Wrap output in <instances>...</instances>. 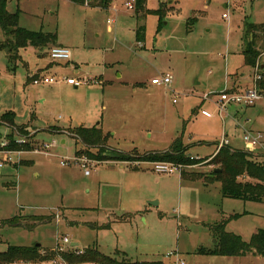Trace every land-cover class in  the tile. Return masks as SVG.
<instances>
[{"label":"rangeland","instance_id":"1","mask_svg":"<svg viewBox=\"0 0 264 264\" xmlns=\"http://www.w3.org/2000/svg\"><path fill=\"white\" fill-rule=\"evenodd\" d=\"M128 3L135 9L128 10ZM18 8L21 27L57 33L72 60L52 67L50 47L22 49L19 60L16 51L0 48V224L23 216L27 226L38 225L33 231L0 227V255L10 246L56 250L58 238L68 237L80 251L96 248L120 262L125 258L116 251L133 263L174 264L176 258L167 256L178 254L182 264H264L258 256L197 254L201 248H216L219 236L208 226L223 222L226 232L249 242L252 234L264 230V204L225 199L220 183L207 188L203 181L182 178V173L211 174L217 168L210 165L215 149L207 145L224 134L241 145V128L248 131L251 126L245 113L253 108L230 103L220 117L217 101L224 92L235 94L234 79L241 78L239 94L247 92V85L254 86L255 68L245 66L241 53L248 26H264V0H147L145 10L162 9L160 16L138 13L136 0H112L106 10L70 0H9L10 12ZM191 20L195 24L188 25ZM143 27L145 40L140 44L136 33ZM259 37L258 48L264 53V34ZM5 41L0 29V44ZM162 73L173 76L169 88L152 85ZM40 76L58 83L34 85L33 77ZM70 78L84 84L70 86ZM9 113L28 138L2 124ZM97 126L112 151L164 152L183 137L185 145H197L188 154L200 161L181 165V172L158 174L153 163L99 164L79 156L86 162L84 169L83 162L75 161L76 151L82 149L75 140L50 132ZM252 127L253 133L264 135V113ZM10 137L32 150H9ZM53 143L56 146L47 152L44 144ZM261 152L255 154L264 156ZM245 212L251 214L244 217ZM63 215L78 224H67ZM127 215L131 217L126 221ZM237 215L241 219L230 223ZM30 217L53 220L39 225Z\"/></svg>","mask_w":264,"mask_h":264},{"label":"trees","instance_id":"2","mask_svg":"<svg viewBox=\"0 0 264 264\" xmlns=\"http://www.w3.org/2000/svg\"><path fill=\"white\" fill-rule=\"evenodd\" d=\"M73 4L80 6H90L106 10L110 7L112 0H95L91 3L90 0H70ZM91 4V5H89ZM147 0H136V9L138 13L145 15L160 16L163 14L162 9L158 11H149L146 9ZM9 0H0V29L6 37V41L0 44L1 49H9L16 51L15 59H21L20 51L29 47L35 49H44L48 46H55L57 44L58 35L44 32H33L20 26L21 11L18 8L15 12L8 10ZM143 15V16H144ZM196 20H191L189 24H195ZM161 25L158 27L160 31ZM264 34V26H256L251 24L246 29L244 34V49L242 55L244 56L245 66L256 68L260 65L262 53L258 49L259 34ZM137 41L140 43L145 40V28H140L136 33ZM263 80L259 83L264 89V71L260 66ZM2 124L12 131L17 132L21 138H28L29 133L25 128H20L15 125L14 114L9 113L2 117ZM50 132L57 133L56 129H51ZM59 132V131H58ZM81 147L77 150L76 157L86 156L90 160L95 161H115L125 163H174L178 166L196 165L200 160H196L188 153L191 149L196 148L197 145H185L183 137L178 138L171 147L164 152H151L145 155H139L137 152L123 153L112 151L107 147L106 139L103 135L102 129L99 127L85 128L79 127L73 130L66 131ZM9 150H23L31 151L29 146H18L15 140L10 137ZM1 142V141H0ZM204 145V144H200ZM214 145V144H209ZM207 145V146H209ZM216 147L218 146L215 143ZM217 152V149H216ZM191 153V152H190ZM211 166L217 168L211 174L200 176H185L182 173V178L191 181H203L205 186H212L216 183L221 185V194L225 199L242 201L245 203L264 204V162H259L258 156L255 153L244 150L234 149L230 146L223 147L218 153L212 154ZM80 158V157H79ZM137 169V168H136ZM135 169V170H136ZM241 215L231 218L236 220ZM35 221L34 224L41 225L48 220L51 222L53 218L44 219V217H30ZM38 225L27 226L23 216H17L13 219L6 220L0 224V227L22 228L24 230L33 231ZM91 228L96 226L88 225ZM209 229L219 236V242L214 250H207L201 248L197 251L201 256H219V257H246L258 256L264 258V230H259L251 237L249 242H246L242 237L233 233L226 232V222H223L219 227L208 226ZM110 225L105 226L109 229ZM58 257L63 258L68 264H166L163 261L157 262H130L107 257L96 249H87L82 253L75 250H68L59 253L56 250H44L37 245L26 246H10L8 251L0 255V264H15V263H44L51 262Z\"/></svg>","mask_w":264,"mask_h":264},{"label":"built area","instance_id":"3","mask_svg":"<svg viewBox=\"0 0 264 264\" xmlns=\"http://www.w3.org/2000/svg\"><path fill=\"white\" fill-rule=\"evenodd\" d=\"M128 10H134V6L131 3L127 4ZM224 19H229L227 15L223 16ZM50 58L53 62H71L72 60V52L70 49L65 47H54L50 50ZM33 84L34 85H40V84H56L58 83L57 79L50 78V77H42L39 78L33 77ZM263 80L262 74L260 72V65H257V67L254 69V86L252 89L248 90L244 94H231L229 92H224L221 96V99L218 100L217 105L219 108V115L222 116L227 108L228 104H235L244 108H251L256 106L258 103H261L264 101V89L261 88L259 83ZM173 76L171 74H164L161 75L155 79L152 80L153 86H161L169 88L172 84ZM66 82L70 86L74 87H80L84 84V82L76 80V79H66ZM209 96L206 97V100H209ZM176 103V101H174ZM202 115L206 118H212V115L209 114L206 111H202ZM20 144V142H18ZM244 143H245V151L256 153L257 149L262 150V154L264 155V136L260 133H246L244 137ZM56 146V143H53L51 145L44 144V149L49 152L50 149L54 148ZM230 146V140L227 137H223L221 141L218 143L217 146V152L218 153L223 147ZM2 147H5L2 145ZM17 155H21L24 152H16ZM76 162L80 161L83 162L82 167L86 169V162L85 160H79L81 158L75 157ZM7 162H13L11 155L7 157ZM3 163L0 162V169L3 168ZM154 165V171L158 174H174L176 171H182L181 166H173L168 163H153ZM89 171H86V175H89ZM65 246L69 247L66 248ZM66 248V249H65ZM68 250H72V244L68 237H63L62 239H58L57 245H56V251L59 253L66 252ZM168 258H176L174 264H182V261H179V257L177 254H169L167 256ZM54 264H67V262L61 258L58 257L54 260Z\"/></svg>","mask_w":264,"mask_h":264},{"label":"crops","instance_id":"4","mask_svg":"<svg viewBox=\"0 0 264 264\" xmlns=\"http://www.w3.org/2000/svg\"><path fill=\"white\" fill-rule=\"evenodd\" d=\"M72 3V2H71ZM87 6V5H86ZM224 7H226V6H224ZM20 9V8H19ZM20 11H21V14H22V10L20 9ZM26 29V28H25ZM28 30V29H27ZM30 31H32V30H30ZM33 32H38V31H33ZM39 32H42V31H39ZM47 33H50V32H47ZM52 34H57V33H52ZM58 35V34H57ZM260 40V38L258 39V41ZM257 41V42H258ZM141 44V43H140ZM48 47H50L49 49H47L48 50V52H49V57H50V50L52 49V48H54V47H65V48H68L67 46H65L64 44H63V42H62V40H60L59 39V36H58V39H57V44L55 45V46H48ZM29 48H32V47H29ZM29 48H27V49H29ZM44 49H46V48H44ZM69 49V48H68ZM259 49V51L262 53V51L260 50V48H258ZM242 54V53H241ZM264 53H262V55H261V59H262V57L264 56L263 55ZM243 56V55H242ZM243 58H244V56H243ZM68 63H70V62H58V63H56V62H53L52 60H51V64L53 65L52 67H59V66H63L64 64H68ZM244 64H245V60H244ZM49 67V65L47 66V68ZM52 67H49L48 68V70L50 69V68H52ZM262 70L264 71V63H262ZM30 73L31 72H29L28 73V75H30ZM35 73H37V72H35ZM165 74H167V73H165ZM168 74H170V73H168ZM162 75H164L163 73H162ZM228 75H230V74H228ZM161 76V75H160ZM235 76H237V74L235 75ZM50 78H53V77H50ZM155 78H157V77H155ZM155 78H153V79H155ZM245 78V77H244ZM70 79H75V78H70ZM152 79V80H153ZM76 80H79V81H82V80H80V79H76ZM98 80L99 81H101V82H105V78H104V76H100L99 78H98ZM234 82H233V84H232V91L231 92H234V93H238L239 94V92H240V90L238 89V87L241 85V83H240V81H241V78H238V79H234L233 80ZM83 82V81H82ZM75 88H78V87H75ZM252 88V86H246V88H245V90H250ZM244 94V93H243ZM218 102V101H217ZM258 105H261V106H258ZM260 107V108H259ZM251 108H253V109H251V110H247V112L245 113L246 115L248 114V119H249V122L251 123V126H250V128L248 129V131L247 130H245V129H243V128H241V130H242V132H244V136L242 137V141H241V145H238L237 143H234V142H231V140L228 138V135H226V134H224L223 136H222V138L223 137H227L229 140H230V147H232V148H234V149H238V150H244L245 151V143H244V137H245V134L246 133H253L252 132V130H253V127H252V123H254L255 122V120L259 117V116H261L263 113H264V101L263 102H261V103H258L256 106H254V107H251ZM202 114V113H201ZM203 116V115H202ZM221 117V116H220ZM206 118V117H205ZM208 119H211V118H208ZM97 127H99V126H97ZM86 128V127H85ZM249 130H251V131H249ZM59 131V132H58ZM238 130L237 129H235V134H236V132H237ZM53 134H60L61 136H64V135H66V136H70L67 132H66V130H57V133H53ZM255 134H257V133H255ZM261 134V133H260ZM263 135V134H262ZM264 136V135H263ZM71 137V136H70ZM72 138V137H71ZM221 141V140H220ZM220 141H218V142H216L217 144L220 142ZM62 142V144H64L65 143V140H62L61 141ZM209 146H213L214 147V149H215V151H214V153L213 154H216V149H217V147H216V145L214 144V145H209ZM208 146V147H209ZM77 152V151H76ZM33 153V152H32ZM31 154V153H30ZM28 155V154H27ZM191 155V154H190ZM75 157H76V153H75ZM27 161H29L31 164H32V161L31 160H27ZM95 161V160H94ZM97 163H99V164H103V163H106V162H115V161H102V163L101 162H99V161H96ZM115 163H123V164H128L129 165V163H125V162H115ZM134 164H140V163H134ZM138 168V167H137ZM133 169H135V168H133ZM206 187V186H205ZM209 187V186H208ZM207 187V188H208ZM251 213L249 212H245V215H243L244 217H247L248 215H250ZM242 216V217H243ZM128 217H131V216H129V215H127L126 216V221H127V219H128ZM64 221H66V223L68 224V222L69 223H74V224H78V223H75V222H73V221H68V218L66 217V215H63V217H61ZM60 219V218H59ZM130 219V218H129ZM241 219V218H240ZM240 219H238V220H240ZM233 221H235V220H231V222L230 223H232ZM58 223H59V220H58ZM86 225H92V224H86ZM95 226V225H94ZM228 226H229V224H228ZM228 226H227V228H228ZM231 233V232H230ZM253 235V234H252ZM239 236V235H238ZM240 237H242V236H240ZM59 239V238H58ZM72 245H73V247H72V249L73 250H75V251H77L79 254L80 253H82V252H84L85 250H87V249H96V248H87V249H84L83 251H80V250H78V244L77 243H75V242H73V243H71ZM34 246V245H33ZM38 246V245H37ZM26 247H31V246H26ZM39 247H41V248H43V246L42 245H40ZM48 250H52V249H48ZM96 250H98V249H96ZM99 251V250H98ZM100 252V251H99ZM117 252V255L119 256V255H121L122 257H124L125 258V260H126V254L125 253H122L121 251H116ZM178 255V254H177ZM178 257H179V261H182V262H184L183 261V259L181 258V256L180 255H178ZM129 261V260H128ZM175 262V261H174ZM44 263H49V264H51L50 262H44ZM25 264H35V263H25ZM37 264H41V263H37Z\"/></svg>","mask_w":264,"mask_h":264},{"label":"water","instance_id":"5","mask_svg":"<svg viewBox=\"0 0 264 264\" xmlns=\"http://www.w3.org/2000/svg\"><path fill=\"white\" fill-rule=\"evenodd\" d=\"M40 245H38V247H39ZM72 247H73V245H72Z\"/></svg>","mask_w":264,"mask_h":264}]
</instances>
